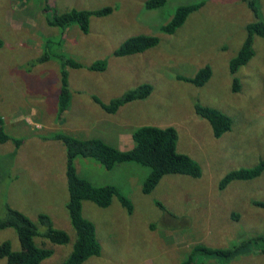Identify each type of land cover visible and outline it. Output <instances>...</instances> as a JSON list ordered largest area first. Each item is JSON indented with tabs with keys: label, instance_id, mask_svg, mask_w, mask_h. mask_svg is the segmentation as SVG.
I'll use <instances>...</instances> for the list:
<instances>
[{
	"label": "rangeland",
	"instance_id": "rangeland-1",
	"mask_svg": "<svg viewBox=\"0 0 264 264\" xmlns=\"http://www.w3.org/2000/svg\"><path fill=\"white\" fill-rule=\"evenodd\" d=\"M146 1L0 0V112L13 138L0 143V217L7 205L35 220L39 213H48L72 239L49 243L54 254L41 264H62L75 232L66 214V148L53 136L98 135L117 143L124 131L122 145L128 147L131 131L141 125L173 126L178 150L200 164V177L169 174L145 194L142 185L149 167L126 162L107 169L93 158L76 159L81 176L96 185L117 186L133 203L131 213L117 198L107 207L84 201V215L96 225L102 252L83 264H180L197 245L232 248L244 242L228 261L197 252L196 262L264 264V243L255 242L264 235V208L255 203L264 201V172L220 188L229 171L264 159V37H255L254 57L236 74L229 64L247 37V24L264 22V0H257V11L248 0H168L154 9ZM200 1L204 5L175 33L162 32L179 5ZM103 7L113 11L93 15L87 33L78 23L66 29L48 22L55 13ZM138 34L157 35L160 43L142 53L116 55L126 39ZM45 54L51 60H40ZM64 58L84 66L67 71L71 98L61 114ZM97 60H106L107 68L90 69ZM208 64L213 75L203 86L180 78L194 76ZM143 83L153 86L150 96L116 113H108L93 98L109 102ZM201 104L228 114L231 129L216 137L210 122L197 112ZM5 241L20 248L14 228H0V244ZM0 264H7L6 258Z\"/></svg>",
	"mask_w": 264,
	"mask_h": 264
},
{
	"label": "trees",
	"instance_id": "trees-1",
	"mask_svg": "<svg viewBox=\"0 0 264 264\" xmlns=\"http://www.w3.org/2000/svg\"><path fill=\"white\" fill-rule=\"evenodd\" d=\"M167 2L168 0H147L145 6L148 9H154L166 5ZM248 3L254 11H257V0H248ZM203 5V1L179 5L171 20L161 27L162 32L167 34L175 33L184 25L189 15L199 10ZM112 11L111 7H103L97 10L72 9L61 14L55 13L48 19V22L61 28H67L72 23H78L81 30L87 33L90 29V21L93 15L103 16ZM246 29L248 31L246 39L238 53L229 62L230 70L233 74H236L242 66L247 65L254 57L255 37H264L263 21L250 22L247 24ZM159 43L160 37L157 35H134L124 41L116 50V55L127 56L142 53L157 46ZM48 59H50L48 54H45L44 58H40L43 61ZM83 66L81 62L74 58H68L67 60L64 58L61 69L62 85L59 103L61 114L67 110L71 98L67 71H69L70 67L81 68ZM107 66L106 60H97L89 65V68L103 71ZM212 75L213 69L208 64L200 68L196 75L190 77L182 75L180 78L195 86H203L211 79ZM234 81V90L237 91L240 88L238 77H235ZM152 89L153 86L150 83H143L109 102H103L97 96L93 98L108 113H116L120 107L133 100L149 97L153 91ZM196 107L197 112L210 122L216 137L222 136L231 129L232 118L228 114L218 108L202 104ZM53 137L61 141L66 148V172L68 178L66 214H68L67 217L75 232L72 250L62 264H83L91 257L98 256L102 252V244L97 236L96 225L84 215V201L88 200L100 207H107L112 204L113 199L117 198L129 212H133L132 201L117 186L110 183L96 185L91 180L81 176L75 162L78 157L93 158L102 163L107 169H112L117 164L126 162H135L149 167L150 173L142 185V191L145 194L151 193L166 175L187 174L193 177H200L202 174L200 164L191 155L178 150L177 141L179 135L173 126L142 125L137 127L133 131L134 146L127 150L120 149L97 137L82 138L64 132H59ZM10 139L13 138L5 130L4 117L0 112V143H5ZM15 140L19 146L20 141L18 139ZM263 172L264 159L253 167H242L229 171L221 180L220 188L227 187L233 180L254 179ZM255 203L264 208V201H255ZM159 205L164 208L162 203H159ZM6 227L14 228L20 241L19 249H14L10 241L0 244V258H6L7 264H41V262L54 254V249L49 246V243L66 244L72 239L67 230L55 226L52 217L48 213H39L37 220H35L10 205H7L5 215L0 217V228ZM38 239L41 240V244L38 243ZM259 241L264 243V235L256 237L255 242ZM245 244L246 242L232 248H212L197 245L180 264H197L195 256L197 252L219 255L228 261L229 258L234 256L235 252L241 251ZM260 250L264 253V245L260 247Z\"/></svg>",
	"mask_w": 264,
	"mask_h": 264
},
{
	"label": "crops",
	"instance_id": "crops-1",
	"mask_svg": "<svg viewBox=\"0 0 264 264\" xmlns=\"http://www.w3.org/2000/svg\"><path fill=\"white\" fill-rule=\"evenodd\" d=\"M67 29V28H66ZM49 60H51V58L49 59ZM61 73V72H60ZM67 111V110H66ZM142 126V125H141ZM135 127V126H134ZM125 128H126V126H125ZM135 130V129H134ZM134 130H132V131H134ZM131 131V145L130 146H128V147H125V146H123L122 145V140L124 139V136H125V133H124V131L121 133V141H119V142H117V143H112L110 140H107L106 138H104V137H102V136H98V135H89V136H82V138H95V137H97V138H102V139H104L105 141H107L108 143H110V144H112V145H114V146H117V147H119L120 149H123V150H127V149H130V148H132L133 146H134V140H133V132ZM75 136V135H74ZM59 141V140H58ZM89 179L92 181V182H94V183H96L94 180H92V178H90L89 177ZM103 185V184H102ZM92 203H94V202H92ZM95 204V203H94Z\"/></svg>",
	"mask_w": 264,
	"mask_h": 264
}]
</instances>
